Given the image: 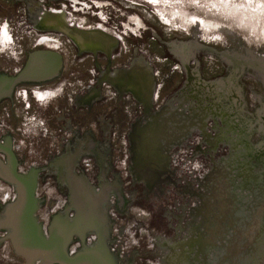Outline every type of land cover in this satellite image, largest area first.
Masks as SVG:
<instances>
[{"label": "flooded vegetation", "instance_id": "obj_1", "mask_svg": "<svg viewBox=\"0 0 264 264\" xmlns=\"http://www.w3.org/2000/svg\"><path fill=\"white\" fill-rule=\"evenodd\" d=\"M35 1L0 0V222L8 220L5 205L16 196V185L4 178L15 166L23 175L36 171L35 217L44 234L57 227L74 232L70 256L106 240L118 264H205L204 206L196 210L201 218L191 235L185 206H141L143 192H163L172 162L169 112L154 115L168 97L167 85L151 67L142 69L136 41L122 43L101 26L72 22L71 12L58 5L37 6L31 21L28 3ZM70 32L101 43L72 36L63 42ZM27 33L36 39L29 41ZM163 125L168 137L162 141L171 147L146 163L156 141L146 138ZM126 161L128 175L119 165ZM11 233L0 229V264H28Z\"/></svg>", "mask_w": 264, "mask_h": 264}, {"label": "rangeland", "instance_id": "obj_2", "mask_svg": "<svg viewBox=\"0 0 264 264\" xmlns=\"http://www.w3.org/2000/svg\"><path fill=\"white\" fill-rule=\"evenodd\" d=\"M42 4L136 41L142 69L167 85L154 115L169 112L172 162L141 206H185L189 231L204 206L205 264H264V0H38L27 11Z\"/></svg>", "mask_w": 264, "mask_h": 264}, {"label": "water", "instance_id": "obj_3", "mask_svg": "<svg viewBox=\"0 0 264 264\" xmlns=\"http://www.w3.org/2000/svg\"><path fill=\"white\" fill-rule=\"evenodd\" d=\"M9 171V176L4 178L16 185L17 192L15 198L5 205L9 206L8 220L0 222V229H12L13 247L28 264L37 261L41 264H118L106 240L100 247H91L70 256L67 246L74 232H63L57 227L52 229L50 236H46L35 217L39 206L36 171L23 175L16 171L15 166Z\"/></svg>", "mask_w": 264, "mask_h": 264}, {"label": "bare ground", "instance_id": "obj_4", "mask_svg": "<svg viewBox=\"0 0 264 264\" xmlns=\"http://www.w3.org/2000/svg\"><path fill=\"white\" fill-rule=\"evenodd\" d=\"M70 36L74 37V34L72 35V32H70ZM111 40L113 41V39H111ZM78 41L82 42V43L89 44V45H92V44H98L99 45L101 43L100 40H95L93 38H92V40H90V38H84L83 36ZM162 128H163V129H161L162 131L157 132V133L162 134V135H157V133H156V135L154 137L146 138V140H149V141H150V139H153V138H154L153 140H156L155 142H152L153 145H150V146L147 145V146H149V149L145 152V158H144V160H146V163L150 164L151 162L156 161L157 158L164 155V153L162 151V150L166 149L164 147H168V148L171 147V145L167 146V145H165L164 141H162V140H165L166 137H168L165 135L166 127L163 125Z\"/></svg>", "mask_w": 264, "mask_h": 264}]
</instances>
